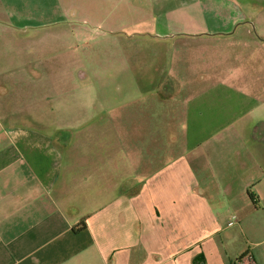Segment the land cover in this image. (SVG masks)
<instances>
[{"label": "crops", "instance_id": "crops-1", "mask_svg": "<svg viewBox=\"0 0 264 264\" xmlns=\"http://www.w3.org/2000/svg\"><path fill=\"white\" fill-rule=\"evenodd\" d=\"M108 2L149 35L127 60L178 63L153 114L65 117L73 7L0 0V264H264V0Z\"/></svg>", "mask_w": 264, "mask_h": 264}, {"label": "rangeland", "instance_id": "rangeland-1", "mask_svg": "<svg viewBox=\"0 0 264 264\" xmlns=\"http://www.w3.org/2000/svg\"><path fill=\"white\" fill-rule=\"evenodd\" d=\"M65 1V0H64ZM69 8L65 17V32L63 42L49 45L48 64L50 69H64L66 74H75L73 77H55L48 79L50 90H54V83L62 86L59 100L64 105V116L71 117L81 112L82 117H89L104 110L105 105L120 106V104L136 103L144 104L147 113V103H159V91L165 84L162 77L175 69L178 65L169 62L142 60L141 58L126 59V50L130 54L137 53L144 39L149 35L143 34L138 28L132 27L133 14H129V23L116 27L119 23L114 21L117 14V6L108 0H68ZM60 14V13H58ZM83 31L78 37L73 35ZM81 31V32H82ZM147 49L146 47H143ZM141 51V50H140ZM149 52V50H146ZM179 62L178 68L185 65ZM199 72L208 67L201 66V62H194ZM164 70L166 73L163 72ZM79 71H86L85 77H79ZM172 78V74H168ZM184 78H182L183 80ZM171 84L168 81L167 85ZM139 90H142L139 91ZM56 100V94H52ZM168 95V94H166ZM168 103L173 101L167 98ZM120 110V109H119ZM57 111V110H55ZM60 112V111H59ZM87 127V126H86ZM119 128V127H118Z\"/></svg>", "mask_w": 264, "mask_h": 264}]
</instances>
